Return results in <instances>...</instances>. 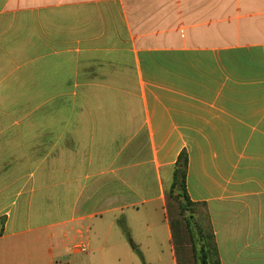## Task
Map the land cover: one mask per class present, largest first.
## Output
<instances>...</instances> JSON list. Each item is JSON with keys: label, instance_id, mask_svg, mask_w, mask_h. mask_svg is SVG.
I'll return each mask as SVG.
<instances>
[{"label": "crops", "instance_id": "obj_1", "mask_svg": "<svg viewBox=\"0 0 264 264\" xmlns=\"http://www.w3.org/2000/svg\"><path fill=\"white\" fill-rule=\"evenodd\" d=\"M183 153L220 263L264 264V0H0V264L117 257Z\"/></svg>", "mask_w": 264, "mask_h": 264}, {"label": "rangeland", "instance_id": "obj_2", "mask_svg": "<svg viewBox=\"0 0 264 264\" xmlns=\"http://www.w3.org/2000/svg\"><path fill=\"white\" fill-rule=\"evenodd\" d=\"M179 190L173 194L168 191L165 212L160 205L148 207L144 218L151 232L144 229L127 230L125 223H122L116 235L119 245L117 257L90 262L84 253L56 264H201V250L211 241L206 209L202 205L188 207ZM180 205L186 207L184 213ZM165 213L172 226L171 239L164 230Z\"/></svg>", "mask_w": 264, "mask_h": 264}, {"label": "trees", "instance_id": "obj_3", "mask_svg": "<svg viewBox=\"0 0 264 264\" xmlns=\"http://www.w3.org/2000/svg\"><path fill=\"white\" fill-rule=\"evenodd\" d=\"M186 170H187V157L185 153H183L179 157L178 163L176 165L173 183L171 185L169 192L173 194L175 190L180 188L179 194L182 193L183 199L185 200L186 204L189 207V206H195L196 204L191 202L186 192V182H185ZM180 208H181L182 213H184V211L187 210L186 207H184L183 205H180ZM207 218H208V215H207ZM208 221H209V229H210L209 231H210L211 241L207 246H204L202 248L199 259L201 261V264H221L220 259H219V253H218L216 243H215V236H214L209 218H208ZM171 230H172V226H171Z\"/></svg>", "mask_w": 264, "mask_h": 264}]
</instances>
